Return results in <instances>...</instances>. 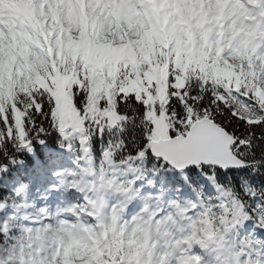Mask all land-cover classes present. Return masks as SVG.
<instances>
[{"label":"clouds","instance_id":"1","mask_svg":"<svg viewBox=\"0 0 264 264\" xmlns=\"http://www.w3.org/2000/svg\"><path fill=\"white\" fill-rule=\"evenodd\" d=\"M245 2L250 8H259L253 0ZM96 6L105 10L115 7L108 0H101ZM121 6L125 10H148L164 15L172 14L177 4L173 0L145 4L140 0H127ZM186 7L196 9V14L185 21L184 32L177 34V43L178 37L187 35L189 30L199 34L202 42H196L198 47L201 50L206 47L208 53H214L213 62L219 57L223 65L230 64L240 77L239 85L230 82L231 91L245 103L255 99L264 104V98L257 96L252 88V78L246 75L249 58L257 65V73L264 67V52L256 55L264 42V11L257 13L260 19L249 17L245 14L249 8L240 4L232 23L225 25L215 13L207 12L206 23L201 24L203 5L188 3ZM14 8L9 0L0 2V21H13L17 34L31 31L20 23ZM252 41L256 43L249 49ZM33 52L40 54L37 48ZM197 67L192 66V75ZM259 86L264 88V80L259 81ZM200 87L209 89L213 104L219 101L225 108L229 107L225 103L229 82L207 75ZM241 88L244 90L240 91ZM25 100H20L19 95L14 100H4L0 118L7 113L14 120L26 106L29 110L35 107L39 112L40 95L30 92ZM231 111L236 114L235 108ZM77 150L73 146L71 152L75 154ZM127 159L125 157L123 163L126 164ZM111 163L101 153L99 161L89 171L84 155L80 154L72 160L71 167L52 173L58 180L53 187L79 194V202L51 209L49 205L37 206L34 200H17L25 191V184L17 186L22 189L20 193L15 188L11 195L0 200V209H13L4 226H0V232L4 233L0 238V264H262L259 257L253 258L251 253L264 247V242L253 232L242 233L241 229L246 222H251L255 229L264 230V209H260L259 203L251 207L249 199L236 192L234 185L210 181L213 191L208 193L204 191V184L197 187L189 183L191 195H182L181 185L173 187L163 180L156 182L160 169L153 171L155 161L145 166L140 176L128 180L108 174L107 165ZM89 175L93 178L87 179ZM137 179H143V183L135 184ZM106 192L117 197L111 207L104 200ZM130 205L131 214L128 213ZM9 229H15V235H9Z\"/></svg>","mask_w":264,"mask_h":264},{"label":"rangeland","instance_id":"2","mask_svg":"<svg viewBox=\"0 0 264 264\" xmlns=\"http://www.w3.org/2000/svg\"><path fill=\"white\" fill-rule=\"evenodd\" d=\"M72 1H74V5L71 2L67 8L64 0H49L48 2L44 0H27L23 7L19 1L9 0L10 3L15 5V8L21 6L24 9L23 11L26 14L24 15L26 18L24 25L31 31L25 30L19 37H15L16 41H13L14 43L0 41V52L5 51L4 56H0V108L3 107L2 102L4 100H11L13 95L17 93V89L21 91L26 86L28 79L33 76L37 77L41 83L45 76H49L51 81L53 78L56 83L55 93L60 108L67 107L65 88L70 83L65 82L63 76L59 77L58 71L61 70L62 66L67 68L72 65L75 68L77 67L79 72L92 76L95 83L103 90H107L110 84L117 79L121 83L118 92H132L138 99L141 98L146 107L145 119L151 127L150 141L166 139L169 133L164 110L157 111L153 105L155 100L159 102L164 93V80L168 64L174 63L176 58H178L177 62L184 60L187 64L194 65L197 63L198 66L202 64L203 57L213 62L211 57L214 53H208L206 47L203 50L198 47L196 42H202V37L199 34L189 30L187 35L178 37L179 42L177 43V34L184 32L183 25L185 21L191 15L196 14V9L187 8L186 5L188 3L204 5L200 9V13H204L202 17L200 14L199 22L201 24L206 23V13L213 12L217 18L223 19L225 25H227L232 23L234 14L240 4H244V7L247 8V4L243 0H233L232 2L223 0V5H218L220 2L217 0L213 3L205 0L206 3L204 4L201 0H178L177 2L182 5V8L176 7L172 14L165 13L161 16L158 13L144 10L142 12L146 13L147 16L145 17L144 14L139 16L141 12L139 14L125 13L129 11L118 9L112 14L113 21H110L107 19V13L96 9L94 1L93 3L90 0ZM142 1L143 3L146 2V0ZM155 1L161 2L164 0H151V2ZM0 2H3V0H0ZM83 2L87 3L88 6L86 13L84 11L85 7H81ZM256 2L260 4L261 0H256ZM25 5L28 6V9L25 8ZM222 8L224 9L223 14ZM259 8L264 9V4L262 3ZM192 10H194V13ZM242 10L240 9V11ZM257 13L258 10L254 12L253 16L249 17L260 19ZM42 14H44V18ZM37 25H39V28H37ZM121 25L126 28L132 48L128 52L127 58L122 59L116 55L113 59L108 60L103 55L104 48L108 44L124 42L126 39L125 32L120 33L123 30ZM69 26L73 29L70 30ZM0 31L5 36L8 34V27L1 25ZM43 35L48 42L44 41ZM185 40L188 41V44L184 43ZM255 43V41L250 42L249 49ZM232 46H235V42ZM34 48L40 50L39 55L33 52ZM262 52H264V49L260 46L256 51V55H260ZM214 63L218 65L221 76L229 84L232 81H235L236 85L240 84V77L235 75L236 70L230 64L223 65L219 57L216 58ZM247 68L249 71L246 75L252 78L253 90L257 96L264 98V88L259 86V81L264 80V67L257 73V65L253 64L251 58H249ZM247 83V80H245V85ZM152 90L155 93L154 97L151 95ZM102 114L109 119H113L114 116V112L110 108H104ZM76 116L77 114L73 113L68 116L69 118L62 121L63 127L69 132L76 131L80 127L79 119ZM59 169L62 168L57 170ZM123 170L120 166L107 165L108 174L120 180L130 179ZM92 178L91 175L87 176V179ZM50 183L51 189L49 190L36 187V189H39L37 193L39 199L36 205H49L51 209H55L62 197L59 196L60 198L55 199L56 194L51 193V191L59 189L53 187L58 183V180H52ZM60 189L64 190L63 188ZM65 192V197H69L73 191ZM186 193L191 195L189 190H183L181 194L185 195ZM80 199L74 195V198L66 202L70 204L79 202ZM116 199L117 197L110 192L104 193V200L108 207H111ZM53 200L57 203L54 204ZM128 213H132V205L129 206ZM11 214L10 211H7L4 216ZM15 231L14 229V235ZM241 232L247 233L246 226L241 229ZM260 233H262L260 238L264 242V230ZM251 255L253 258L259 257L262 264H264V247L258 248Z\"/></svg>","mask_w":264,"mask_h":264},{"label":"snow or ice","instance_id":"3","mask_svg":"<svg viewBox=\"0 0 264 264\" xmlns=\"http://www.w3.org/2000/svg\"><path fill=\"white\" fill-rule=\"evenodd\" d=\"M198 93L199 89H195L190 91L188 96H183L182 90L180 96L170 98L168 108L169 114L175 117L173 122L174 131L168 133V141L161 145L160 154L149 147L148 135L136 127L139 113L134 114L133 108L125 107L129 103L127 100L120 102L118 112L125 117V121L123 122V130L119 134V146L116 145L115 140L110 139L111 147L107 143L105 148L108 150H102L104 158L110 162L119 159L121 161L120 166L130 168L134 176H140L144 172L145 166L152 165L155 161L153 171L156 168L160 169V172L156 175V182L163 180L165 184H171L173 187L179 184L188 190L189 183L197 187L201 184H209L210 181L224 185V180L231 176L232 184L241 187L239 193L255 201L258 196L249 195V189L244 187V184L246 179L251 178L248 176L246 169H253L259 163V161L252 158L254 155L252 149L255 142L259 141L261 148H264V120L256 125L247 124L239 118L238 114H232V106L229 105L228 108H225L219 101L213 104L214 97H211L210 93L206 92L204 95ZM79 99V97L76 99L77 106H79ZM181 99H183V103H181ZM38 103L40 105L39 112L33 107L24 117V134L17 133L20 124L8 116L7 113L3 118H0V173L6 175L13 166L20 163L16 156L17 153L22 151L32 152L33 143L43 145L45 143L44 136L49 133V128H52L51 132L59 138L61 148L71 152L73 146H75L85 158L91 150L90 146L93 138L97 137L96 133H99L98 137L101 140L105 138L106 132L100 131L99 127L92 136L88 137H85L82 132L76 131L66 132L62 135L51 125V108L48 102L41 99ZM132 103L133 105L136 103L134 98ZM225 103H228L227 99ZM173 105L175 106L174 109L172 108ZM186 109L195 111L201 118H203L204 113H208L206 119L232 137L229 150L240 162L239 167L221 168L219 165L204 164L202 162L200 164L189 163L182 167L173 165L171 161L174 158L211 155L218 150V143L212 130L205 126L193 127L195 118L189 115ZM21 135H23V139H21ZM113 148H115V151L112 150ZM125 157L128 158L126 164L123 163ZM164 169H168V171L165 172ZM148 175L151 176V173ZM61 182L64 183L65 181L61 179ZM142 183L143 179L135 180V184ZM16 191L20 193L22 189L17 188ZM251 191L256 192L255 190ZM259 205L260 209H264V204ZM256 206L257 204H254L252 207ZM7 218L8 215H5L3 219H0V226H4ZM3 236L4 233L0 232V238Z\"/></svg>","mask_w":264,"mask_h":264},{"label":"trees","instance_id":"4","mask_svg":"<svg viewBox=\"0 0 264 264\" xmlns=\"http://www.w3.org/2000/svg\"><path fill=\"white\" fill-rule=\"evenodd\" d=\"M192 64H186L184 61H179L175 64H170L168 66V71L165 74V88L163 97L159 100H155L154 106L157 111L164 110L166 121L169 127V132L174 131L173 122L175 120L174 115L169 114V100L171 97L180 96L183 90V96H188L190 91H194L195 89H199V95H204L209 89L201 88L200 84L202 81L206 82V76L210 75L215 80L220 82H227L220 75L218 70V66L215 64L210 65L206 60L203 61L201 67H197L195 69V75H192ZM75 66H68L66 68L62 66L59 71L60 76L65 77L67 81H70L69 86L66 88V95L68 103L75 110L77 117L80 121V131L85 137L92 136L94 131L99 127L100 131H105L106 136L103 140H101L96 133L97 137L93 138V142L91 144V150L89 151L87 157L85 158L86 164L89 166L88 170L92 171L94 168V164L99 161L102 150L108 149L105 148L106 144L109 143V140H115L116 145L119 146V134L123 130L125 121V117L122 116L118 112V104L127 100L129 103L125 105L126 108H133V113H139L138 123L136 127L140 129L141 132L148 135V140L151 132L150 124L145 119V105L141 98H136L133 93H121L119 91V82L114 81V83L107 89V91L103 90L102 87L98 86L95 83V80L92 76L87 74L80 73L78 68ZM70 77V79H69ZM81 78V79H80ZM78 80H81L78 83ZM38 81L37 77H30L26 83V86L13 95L11 100L19 95L20 100H25V97L28 96L30 92L35 95H40V98L47 101L49 107L51 108V125L56 129L57 132L62 135L68 130L64 129L62 125V120L60 118V114L58 111V104L55 99V85L54 82L51 81L49 76H45L44 80ZM39 89L40 91H35ZM244 89L241 88L240 91ZM22 93V95H20ZM187 93V95H185ZM153 97L155 96L154 90H152ZM228 104L235 108L236 114L239 115V118L244 120L247 124L256 125L259 124L261 120H264V104L260 103L258 100H252L248 103L243 102V98H238L235 93L231 91V86L229 85V89L226 92ZM79 97V106H77L76 99ZM135 100V105L132 103V99ZM195 98V97H193ZM181 103H183V99H181ZM207 103V101H205ZM25 104L27 105V101L25 100ZM104 108H110L114 112L113 118L115 121L113 124H110L108 118L102 114V110ZM174 109L175 106L173 105ZM189 115L193 116L195 120L202 119L201 116L197 115L195 111L191 109H186ZM29 113L30 110L26 106L21 109V112L18 113L14 120L18 121L20 124V128L17 129L18 134H24V113ZM67 115H70L68 111H66ZM208 113L203 114V118H206ZM66 118V117H65ZM251 119V120H249ZM227 123V121H225ZM52 131V128H49ZM21 139H23V135H21ZM45 143L37 144L33 143V151L27 152L22 151L16 154L18 161V165L13 166V168L5 175L0 173V200H2L6 195H11L12 190L17 188L18 185L25 184L27 187L25 191L21 194V196L16 197L17 200L24 199L26 201L35 200L34 192V180L38 172L44 173L46 176L50 173V164L48 161L53 160V162L60 160V156L63 158H71L74 159L75 156L80 155L79 150L75 154L72 152H68L60 147L59 138L55 133L49 132L44 136ZM74 143V141H73ZM10 147V146H9ZM109 147L111 144L109 143ZM115 151V148L112 149ZM252 152L254 153L253 159L259 161L258 164L255 165L253 169H246L248 172V176L250 179H246L244 187L249 189V195L254 194L251 190H255L261 193L260 196L257 197L255 201L250 200L245 197V199H249V204L252 207L254 204H264V148H261L259 141L255 142ZM62 153V155H59ZM119 160V159H117ZM117 166L115 162L111 163ZM150 166V165H149ZM121 167V166H120ZM124 169L128 176H134V173L130 168L121 167ZM255 170V171H254ZM159 183V182H157ZM225 184H232L231 176L228 177L227 180H224ZM207 184L205 185L204 191L206 192ZM185 189V188H184ZM188 190V189H187ZM234 190L236 192L241 191L240 186L234 185ZM7 210L13 209L4 207L0 209V219H3L4 213ZM248 227L250 229H254V225L251 222H248ZM14 230V229H12ZM9 235H13L14 232L9 231Z\"/></svg>","mask_w":264,"mask_h":264},{"label":"water","instance_id":"5","mask_svg":"<svg viewBox=\"0 0 264 264\" xmlns=\"http://www.w3.org/2000/svg\"><path fill=\"white\" fill-rule=\"evenodd\" d=\"M192 126H205L207 128H210L217 140L218 150L211 155H192L190 157L174 158L171 161L174 166L182 167L189 163L200 164L201 162L204 164L219 165L221 168L240 166V162L235 158L232 151L229 150V145L232 142V137L228 133L224 132L219 127H216L215 125L211 124V122L208 121L206 118H202L200 120L195 121ZM167 141L168 138L150 141L149 147H152L154 152L160 154L161 145L165 144Z\"/></svg>","mask_w":264,"mask_h":264},{"label":"bare ground","instance_id":"6","mask_svg":"<svg viewBox=\"0 0 264 264\" xmlns=\"http://www.w3.org/2000/svg\"><path fill=\"white\" fill-rule=\"evenodd\" d=\"M147 1H150V0H147ZM178 0H173V2L174 3H176L177 4V7H179V8H182L181 7V4H179L178 2H177ZM202 1V4H204V3H206V1L205 0H201ZM207 1H209V2H214V1H216V0H207ZM218 2H220L218 5H220V4H222L223 5V1L222 0H217ZM244 2H245V0H243ZM27 3V0H19V3H21V6L22 5H24V3ZM34 2V1H33ZM159 2V1H158ZM161 2H164V1H161ZM36 3V2H35ZM68 3H70V2H67V4ZM76 3V2H75ZM112 3V2H111ZM125 3V1L124 0H120V1H118L117 2V7H113V8H111V11L109 12V14H112V11L114 12V11H117L118 9H122V10H125L121 5H123ZM246 3V2H245ZM77 4V3H76ZM260 4H262V2L260 3ZM74 5V4H73ZM80 5V4H79ZM82 5V6H81ZM80 6L81 7H85V13H86V11L88 10V6H87V3H82ZM180 5V6H179ZM27 5H25V8H27L28 9V6L26 7ZM204 6V5H203ZM67 7V6H66ZM80 7V8H81ZM30 8V7H29ZM248 8H249V11H247L245 14L246 15H251V10H250V6L248 5ZM35 9V8H34ZM223 9V8H222ZM221 9V10H222ZM24 9L21 7H17V8H15V10H13L14 11V13H15V15L16 16H18L19 14H25V12L23 11ZM31 10H33V9H31ZM125 11H129V13H131L133 10H131V9H128V10H125ZM136 12H141V14H144L145 15V17L147 16L146 15V13H144V12H142L141 10H139V9H137V10H135ZM144 11V10H143ZM193 11V13H194V10H192ZM192 11H190V13H192ZM223 11H224V9L222 10V14H223ZM40 14V13H39ZM201 14V17L202 16H204V13L203 12H201L200 13ZM37 15V14H36ZM76 16V15H75ZM162 16V15H161ZM41 17V16H40ZM42 17L44 18L45 16H44V14H42ZM42 18V19H43ZM41 19V20H42ZM64 20V19H63ZM8 24H6L7 26L9 25L10 26V28H8V34L7 35H2V33H1V31H0V41L1 42H6V41H11V42H15L16 41V39L11 35V33H12V25L13 24H11V22L9 21V22H7ZM23 25V24H22ZM69 29L70 30H72L73 28L72 27H70L69 26ZM121 29H123L122 31H120V33H123V32H125V37H126V39H125V41L124 42H118V43H113V44H108L105 48H104V56H105V58L106 59H108V60H111V59H113L116 55L117 56H119L120 58H122V59H125V58H127V54H128V52L130 51V49L132 48V45H131V41H130V39H129V36H128V34H127V31H126V28L125 27H123V25H121ZM22 32H20L19 34H21ZM20 36V35H19ZM108 36H109V34H108ZM43 38H44V41L45 42H48L47 41V39H46V37L43 35ZM13 42V43H14ZM51 43L49 42V45H50ZM260 46L261 47H263V49H264V42H262L261 44H260ZM50 47V46H49ZM4 54H5V51H2V53L0 52V56L2 57V56H4ZM1 59V58H0ZM60 191V190H59ZM62 193H64L63 191H62ZM72 194V196L74 197V195H77V196H79V194H77V193H74V192H72L71 193ZM48 204V203H47ZM65 205V204H64ZM63 205V206H64Z\"/></svg>","mask_w":264,"mask_h":264}]
</instances>
